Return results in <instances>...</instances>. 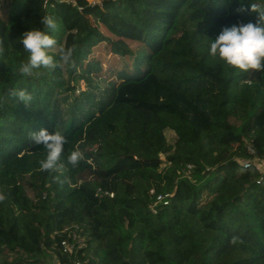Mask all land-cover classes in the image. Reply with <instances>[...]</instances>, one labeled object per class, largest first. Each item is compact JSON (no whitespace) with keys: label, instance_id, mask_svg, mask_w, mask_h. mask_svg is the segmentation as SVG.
<instances>
[{"label":"trees","instance_id":"1","mask_svg":"<svg viewBox=\"0 0 264 264\" xmlns=\"http://www.w3.org/2000/svg\"><path fill=\"white\" fill-rule=\"evenodd\" d=\"M251 4L264 0H0V264H264V71L209 55L222 28L256 22L239 11ZM36 29L59 66L25 76ZM103 42L131 72L121 82L93 56ZM41 128L67 139L58 170H41Z\"/></svg>","mask_w":264,"mask_h":264},{"label":"clouds","instance_id":"2","mask_svg":"<svg viewBox=\"0 0 264 264\" xmlns=\"http://www.w3.org/2000/svg\"><path fill=\"white\" fill-rule=\"evenodd\" d=\"M250 10L257 13L256 22L239 23L231 27H224L218 36L211 40L209 55L219 57L227 65L237 68L241 71H264V7L251 4L249 9L241 7L239 11ZM40 23L49 30H55L56 22L51 16H44ZM22 45L24 50L29 53L28 62L21 64L19 71L25 76L31 75L34 69H56L59 64L49 49L56 45L54 37L41 29L28 30L22 34ZM60 60L67 63L73 54L72 48H60ZM4 52V42L0 39V55ZM15 97L21 104L28 107L32 102V95L27 89L14 88L9 93ZM31 140L34 145H43L47 150L46 159L40 162L42 171H54L63 167L59 163L64 145L67 139L60 132L49 133L47 129L41 128L38 132H32ZM68 163L76 166L83 153L73 151L68 156ZM4 197L0 195V200ZM230 243H243L238 236H233Z\"/></svg>","mask_w":264,"mask_h":264},{"label":"rangeland","instance_id":"3","mask_svg":"<svg viewBox=\"0 0 264 264\" xmlns=\"http://www.w3.org/2000/svg\"><path fill=\"white\" fill-rule=\"evenodd\" d=\"M101 32L110 38V40H117L115 37H113L109 32H107V30L105 28L101 27ZM129 45L132 48L136 47V43H129ZM93 56L95 58H97L103 66V76L108 78L109 80H115L117 82H121L124 79H126V77L131 74L130 71H124L122 69H120V63H121V58H118L112 51H111V47H110V43L109 42H103L101 44H99L95 49H94V53ZM229 122L239 126L240 123L234 119V118H230ZM166 137L167 140L170 144H174L177 140L176 135L173 131L171 130H166ZM162 160H163V165H162V170L166 168V166L169 165V163L167 162V160L165 159V156L162 155ZM263 163H260V168L263 169ZM2 256H0V262L2 261ZM10 260L12 259L11 257L9 258ZM47 259L50 261L51 264L55 263V258L54 256H48Z\"/></svg>","mask_w":264,"mask_h":264},{"label":"built area","instance_id":"4","mask_svg":"<svg viewBox=\"0 0 264 264\" xmlns=\"http://www.w3.org/2000/svg\"><path fill=\"white\" fill-rule=\"evenodd\" d=\"M256 161L257 160H255V162ZM256 163H257V165H259V167H261L260 163L258 161ZM243 165H244L245 168H247V167H249L251 165V163L250 162H245ZM260 170L262 172V175L264 176V164H263V169L260 168ZM261 180H262V178H260V181ZM258 183H259V181H258ZM152 193H154V191H152ZM168 197H169V195H159L157 197V201L158 202H164L165 204H167L168 203V201H167ZM73 249H74V246L69 241L65 240V241L62 242V252H63V254L69 255V254H71L73 252ZM54 264H60V263L56 262ZM73 264H83V263L80 262V261H75Z\"/></svg>","mask_w":264,"mask_h":264}]
</instances>
